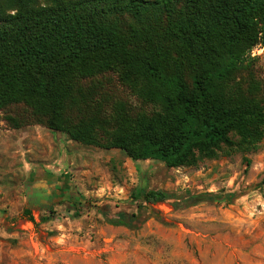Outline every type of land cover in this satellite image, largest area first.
Wrapping results in <instances>:
<instances>
[{
  "label": "trees",
  "instance_id": "trees-1",
  "mask_svg": "<svg viewBox=\"0 0 264 264\" xmlns=\"http://www.w3.org/2000/svg\"><path fill=\"white\" fill-rule=\"evenodd\" d=\"M258 46L264 0H0V110L22 109L23 120L8 117L16 126L44 124L119 149L140 173L145 162L197 166L222 151L259 150L264 84L259 58L250 56ZM107 73L154 110L109 104L93 82ZM245 194L171 193L144 183L128 201L138 213L100 212L110 225L138 230L149 218L143 210L156 204L174 200L179 211Z\"/></svg>",
  "mask_w": 264,
  "mask_h": 264
},
{
  "label": "rangeland",
  "instance_id": "rangeland-1",
  "mask_svg": "<svg viewBox=\"0 0 264 264\" xmlns=\"http://www.w3.org/2000/svg\"><path fill=\"white\" fill-rule=\"evenodd\" d=\"M250 56L259 58L255 69L264 84V50L257 49L255 55ZM93 82L95 89L109 104L122 101L140 112L151 113L154 110L153 105L132 94L114 73L104 74ZM91 83L87 85L93 87L94 83ZM24 115L19 107L0 110V206L6 211L0 224V264H38L44 261V252L35 243L37 240L43 241L48 232L42 226L45 222L33 221L36 231L29 226L22 229L24 217H27L23 209L28 205L24 199L23 185L27 170L36 165L64 173L78 192L75 205L53 207L51 215L55 220H59V217L82 219L80 239L88 244L81 249L82 255L78 259L82 264H104L106 259V254L98 253L99 247L110 243L100 239L97 234L100 226L108 224L100 209L115 213H138L139 209L128 201L131 193L144 183L148 189L162 188L171 193L247 192L233 203L203 202L176 211L171 204L174 200H171L143 211L149 215L147 221H151L161 234L174 240L184 239L186 250L194 260H185L184 264H203L204 257L207 264H243L234 250L237 236L240 235L247 239V252L251 251L245 259H253L257 251V242L253 241L257 232L253 231V214L248 213V224L241 231L242 225L235 220L241 216L239 208L252 207L255 199L264 191V140L257 151H233L229 154L222 151L217 158L205 159L197 166L167 168L159 162H145L141 164L144 172L140 173L133 160L119 149L106 150L85 145L44 124L16 126L8 118L14 117L20 121ZM145 174L148 177L143 181ZM80 202L87 204H78ZM153 211L158 214L154 215ZM43 215L50 214L48 211L41 212L38 214L39 220ZM150 244L154 252L168 258L176 252L155 237ZM98 260H102V263Z\"/></svg>",
  "mask_w": 264,
  "mask_h": 264
},
{
  "label": "crops",
  "instance_id": "crops-1",
  "mask_svg": "<svg viewBox=\"0 0 264 264\" xmlns=\"http://www.w3.org/2000/svg\"><path fill=\"white\" fill-rule=\"evenodd\" d=\"M24 199L27 202V207L24 210L32 212L36 223H39L38 214L48 211L49 208L61 206L69 207L70 204H75L78 201V192L72 184L70 178L62 172L49 170L41 165L30 167L27 170V178L24 181ZM264 191L258 196L252 207L248 205L239 208L241 216H237L235 222L241 224L240 229L248 224V213H252V223L254 224L253 231L256 230L255 239L257 242L255 255L251 261L245 258L249 255L247 241L244 235L237 236L236 247L239 259L243 264H264ZM71 201H68L69 199ZM69 199V200H70ZM73 202V203H72ZM260 205V206H259ZM29 206V207H28ZM6 216V211L0 206V224L3 217ZM64 216V215H63ZM59 220L54 218L43 223L45 230L43 241L35 243L39 245L44 252L43 262L38 264H82L78 261L81 258L84 242L80 239L81 230L83 227L82 219H68V217H59ZM22 229L34 227V222L24 217ZM136 232V233H135ZM61 233L65 234V238H61ZM100 239L109 241L110 243L104 247L98 248L99 254H106L104 264H184V261H194L191 259L190 253L186 250L184 239L174 240L167 235H163L156 229L151 221H147L139 230H131L125 226H114L106 224L100 226L97 231ZM159 239L162 243L170 245L176 252H173L171 257L163 256L160 253L154 252L150 240L153 238ZM185 237V236H184ZM232 246L230 242L226 243ZM255 249V250H256ZM183 251V253H180ZM25 254V252H24ZM102 263V260H98ZM203 264L206 263L204 257Z\"/></svg>",
  "mask_w": 264,
  "mask_h": 264
},
{
  "label": "built area",
  "instance_id": "built-area-1",
  "mask_svg": "<svg viewBox=\"0 0 264 264\" xmlns=\"http://www.w3.org/2000/svg\"><path fill=\"white\" fill-rule=\"evenodd\" d=\"M257 49H258L259 51H260V50H261V51L264 50L263 47L258 46V47L254 48V49L252 50V55H255V51H256ZM60 237H61V238H65V234H64V233H61Z\"/></svg>",
  "mask_w": 264,
  "mask_h": 264
},
{
  "label": "flooded vegetation",
  "instance_id": "flooded-vegetation-1",
  "mask_svg": "<svg viewBox=\"0 0 264 264\" xmlns=\"http://www.w3.org/2000/svg\"><path fill=\"white\" fill-rule=\"evenodd\" d=\"M70 197H71V196H69V199H70ZM69 199H68V201H71V200H72V199H70V200H69Z\"/></svg>",
  "mask_w": 264,
  "mask_h": 264
}]
</instances>
